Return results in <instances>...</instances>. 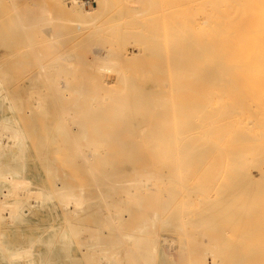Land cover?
Wrapping results in <instances>:
<instances>
[{"label": "bare ground", "instance_id": "1", "mask_svg": "<svg viewBox=\"0 0 264 264\" xmlns=\"http://www.w3.org/2000/svg\"><path fill=\"white\" fill-rule=\"evenodd\" d=\"M30 1L11 0V14L8 9L9 4L8 8L4 7L5 10L1 7L3 4L0 5L3 9L0 8V21L6 17H10V20L12 19L13 21V25L5 29H2V23L0 22V50H4L6 53L9 52V55L13 54L15 57L10 61L8 60L9 63L13 65L19 64L21 56L29 54L31 50L36 51L35 48H41L42 45H45L46 43L41 38H37V35L39 33L44 34L46 30H49L53 39L50 41L48 39V42L52 44V40L55 41V44L53 43L54 48L51 46L53 50L50 49L53 53L49 54V56H53L46 58L44 55L46 59L40 62V58H38L39 60L36 59L38 63L36 64L37 66L35 65L36 68L34 66L35 62L33 63V67L36 70L32 75L30 74L32 72L29 73V78L33 75L46 77L50 84L49 87L51 86L49 90L51 95L46 93V88L48 87L46 84L45 92L42 91V93H45V97H52V94H54L53 97L56 96L58 100L59 96L71 95H69L70 89H72L70 85L72 80L76 79L73 77L75 75L72 76L73 70L72 72L71 70L69 71L68 63L74 58V63L76 62L79 65V69H75L77 72L74 74L78 75V70L79 72L81 71L82 79H84V75L86 77V80L84 79L87 82L86 85L89 83L91 86L93 85L89 81L95 83L104 81V84L107 85V83L110 84L112 78L118 79L117 83H121V86L120 84L118 85L121 88L115 87L117 84L115 80L114 84H116L114 87L117 89H114L111 83L110 85L112 86L109 92L115 95L116 92L114 90H116L117 96L118 94H120L119 96L122 95L119 99L117 97L118 101H122L124 96L126 101L128 99L133 103V105L130 104L132 108H129L131 106L128 104V107L126 104L130 102L127 101L126 103L123 100L126 103L124 105L123 101L120 102L123 106H126L123 108L129 113L127 118H131L130 115L132 116L128 122L129 126L139 128L147 126L148 130L152 131V135H154L148 141L146 147L141 149L144 152H140V154L138 153L140 146L138 148L132 147L130 146L131 142L128 143L129 140H125L126 143L130 144L129 146H127L128 144L126 145L129 151L127 150V153L125 151L124 153L122 152L125 159L123 161L125 171H123L124 169H120L116 173L111 171L110 175L102 173L103 182L98 181L100 178L96 179L93 175L95 179L92 178L94 183H91L95 184L94 186L99 189L97 191L100 194V199L105 207L109 208L108 218L105 222L111 225L108 224L110 229L114 226L116 228L112 229L116 232L118 227L120 228L125 224L124 216L129 213V208H135L140 211L145 207L146 204L143 205L144 202L148 200L146 201L148 203L152 199L153 194L151 199H148V196H146V199L144 195H148L152 185L154 186L155 184L158 193L152 192L157 193L155 196L159 197V199L156 200V197L153 196L154 199L148 203L151 205L150 207L152 209L157 208L156 215L157 213H162L166 216L164 218L169 219L166 222L168 230L169 227L170 229L177 228L184 242L189 238L194 240L192 244L187 245L188 247L184 246L183 243L181 248H178L179 251L177 252H179L178 254L181 257L185 258L186 255L190 254L186 264H264V0H37L38 2L32 0L34 4L36 3L35 7L32 6L33 2ZM35 9H38V12ZM46 26H49V29ZM33 34L36 41L34 38L32 39ZM43 40L46 41L45 39ZM82 48H85V50H81ZM143 50H149L156 55L155 58L159 62L161 61L160 63L158 62L160 65L157 66L158 69L149 71L146 77L147 81H150L151 87L155 84V86H158L156 90L148 89L143 85L137 86L136 82L139 80V76L137 81L135 80L136 78L133 80L134 75L129 71L130 69L128 70L131 60L136 59L138 53ZM81 51L87 54L84 53L83 55L81 53L82 57L77 59L76 53L80 56L79 52ZM4 55L6 56V54ZM9 55L7 57L4 56L3 59H10ZM140 56L138 57L139 60L141 59ZM29 57L31 56L29 55ZM29 57L28 60L23 58L24 61H32L29 60L31 59ZM59 59H62L61 65L57 62ZM6 60L3 63H7L8 61ZM145 60L144 58L143 61ZM149 60L152 61L150 58ZM146 62L148 63V59L143 63L146 64ZM26 63L28 62L24 64ZM4 65L0 66L3 67ZM92 67L105 68L110 70L112 75L110 77L106 76L104 80H101L100 73L92 70ZM150 68L152 67L150 66ZM3 72H0V74L2 73L3 75ZM70 73L72 74L70 75ZM3 77L5 79V74ZM20 78L16 76V80H20ZM2 80L0 77V84L4 82ZM85 81L83 82L85 83ZM97 84L93 85V87L95 86V94L98 93L96 91ZM104 84L102 85L104 86ZM102 85H99L100 88L103 87ZM108 87L106 89H109ZM2 90L5 94L6 90L3 87ZM104 91L105 88H103ZM36 92L38 93V91ZM107 92L108 90H106ZM37 93L34 95V97H37L34 105L45 110L47 107L46 102L42 101ZM98 94L95 97H101ZM107 96L108 99L112 98L108 94L103 99H106ZM50 97H47L48 100H50ZM56 97L54 101H56ZM64 98H61L63 99L62 101H64ZM66 98L70 100L72 96L70 99L69 97ZM74 98L73 103L75 101ZM101 101L104 103L105 100ZM111 102L113 101L110 99L108 103ZM68 105L70 104L68 103ZM68 105L65 106L69 107ZM103 105V107H106L105 104ZM58 108L60 110L59 104ZM64 108L63 112L68 110ZM71 108L74 113L69 111L70 115L71 113L74 115L76 110L77 114L74 115L75 117L72 116L75 118L73 120L75 123L69 122L86 128L85 125L88 123L84 119L89 117L87 111L82 110L81 105L79 107L76 106L77 109ZM128 108L132 109L131 113ZM105 109L107 110V107ZM61 113H58L61 115V117L58 116L60 118L64 114ZM101 113L103 114L102 110ZM94 115L95 113H90V116ZM64 116L67 115L64 114ZM62 119V123L65 122L64 118ZM168 120L170 124H175L170 129L171 133L169 135L162 136L160 128L163 125V121L166 122ZM65 123V125L69 124L67 119ZM177 123L179 124L177 125ZM73 124L65 126L67 132L69 127L72 126L73 128ZM76 128L77 126H75ZM70 131L68 134H70ZM83 131L84 133L86 132L85 129ZM96 131H98V128L95 129ZM74 132L72 129L71 133L76 137ZM6 134L14 142L25 144L24 133L19 127H16L12 132H6ZM72 138L75 139L73 136ZM76 138L80 139L82 137ZM77 139L73 141L76 143L78 142ZM82 141L84 143V140ZM87 141L90 142V140ZM94 142L96 143V140ZM133 143L135 144V140ZM93 144V142H90V145ZM77 145L79 146L78 143H76V147H78ZM90 145V148H85L94 149ZM98 146L101 147L102 145L98 144ZM4 147L5 144L0 137V150ZM80 147L84 150L82 144ZM81 148L78 151H81ZM95 149L97 150L96 145ZM94 150L85 153L86 155H82L83 153L79 152L82 159L84 157L83 163L87 165L86 167H88V164L92 165L90 161L99 155L98 152L100 151ZM74 155L76 156L75 153ZM74 155L71 154V160L73 158L77 160L76 158L80 156L75 158ZM79 158L81 159V157ZM55 159L54 162H56ZM64 161L65 158L62 163ZM83 166H80V168L82 169ZM95 166L93 167L95 168ZM96 168L101 171L98 167ZM74 173L76 174L77 172ZM129 173H132V180ZM74 175H69V178ZM111 175L115 176L111 178ZM125 175H129V178L127 176L125 178ZM132 176L134 177L132 178ZM129 179L131 180L130 182H128ZM75 180L78 181L79 178ZM2 182H4L5 188L2 190V186H0V224L4 222L11 224L23 220L24 213L28 210L25 208L26 201L32 196L36 199H41L43 203H48L54 198H59L62 204H66L68 207H70L71 203H75L76 212L77 210L80 211L82 207L84 208L83 205L87 201L83 195L77 193V186L74 187L69 184L60 185L57 183L53 188L51 187L52 189L42 188L39 191H33L30 180L17 169L7 172L0 170V184ZM103 183L108 185L107 189L110 193L112 192L111 195H114L113 197L109 195L110 193L108 196L99 192L103 188L101 187ZM156 189L154 188L153 190L155 191ZM111 197L115 198V200L113 199L114 202H110L109 199ZM151 202L157 207H154ZM115 204L119 205V207L124 206V209L126 208L125 210L122 209L124 215L120 212L116 214L114 210L112 211L111 208ZM119 207H117V210ZM160 208L164 212L160 210L159 212L158 209ZM135 209H132V211ZM146 209L147 206L144 210L142 209L145 212L139 213L144 215L140 216L142 221L146 216L143 222L139 215L136 218L140 219L138 223L141 225L137 224L140 228L136 227L139 230L144 228L145 224L143 225L142 223H145L146 218L149 219L145 215ZM166 209L171 210V212L173 210V214L170 211L165 212ZM125 211L128 212L125 213ZM132 211L130 212L131 214ZM166 213H169L170 215L168 216L171 218H167ZM131 214L130 217L133 219L134 211L132 216ZM128 218L126 220H130ZM157 220V218L154 219L152 223L149 219V223L151 222L150 224L156 226ZM146 223L148 227L146 230H148L152 225L148 223V220ZM165 230L167 229L163 231ZM131 231L133 233V230ZM127 232L128 234L118 232V236L115 235L117 232L113 233L115 237L110 234L115 239V242L117 237L121 240L118 243L122 244V246L125 245L124 249L117 242L116 244L118 245L114 246L115 242L113 240V245L109 243L110 239L108 241L109 246H101L100 235L92 236L96 240L90 244L91 253L88 258L97 256L99 251V261L93 257L99 264H139L137 262L139 258L142 264H152L151 255L149 256L148 254L147 256L146 251V255L142 254L139 248L142 245L139 244V247L137 245L141 238L146 236L144 232L142 234L145 236L141 237L139 235L141 238L138 239L134 234ZM136 232L138 233V231ZM157 233H160V231ZM126 234L132 239L128 238L129 236ZM155 235L158 234L155 233ZM122 236L124 238L127 236L126 239H131L132 244L136 242V244L134 243L135 247L133 248L131 245V248V243L127 244L124 242L123 240L126 239H123ZM68 237L66 230L63 229L62 238L67 239ZM133 237L135 241H133ZM143 239L145 241V238ZM143 239L142 242H144ZM153 239L158 242V238ZM169 239L170 242L172 238ZM1 241L2 232L0 231ZM167 242L168 238L167 241L164 238V244ZM86 243L88 244V242ZM146 243L149 242L144 244ZM169 246L171 245L169 244ZM3 249L9 259L18 254L24 256V258L27 257V259L30 257L29 260H31L29 249H21L17 253L11 252L5 245ZM169 249L168 253L170 252ZM94 250L95 252L97 251V254ZM122 251L126 261H123L124 257L120 256ZM160 251L162 252V249ZM120 252L121 254H119ZM210 253L213 255L212 262L208 256ZM172 254L168 255L173 256ZM167 262H170L168 264L173 263V261L172 263L171 261Z\"/></svg>", "mask_w": 264, "mask_h": 264}, {"label": "rangeland", "instance_id": "2", "mask_svg": "<svg viewBox=\"0 0 264 264\" xmlns=\"http://www.w3.org/2000/svg\"><path fill=\"white\" fill-rule=\"evenodd\" d=\"M33 1H35V0H33ZM33 1L31 0L30 2H33ZM35 2H38V1L36 0ZM0 3H1L0 5L3 4L1 7L4 10H5L4 7L8 8V4H9L8 9H9V13L11 14V11H12L11 0H0ZM5 3H7V4H5ZM34 5L36 6V3L34 4V2H33L32 6L35 7ZM119 5H121V4H119ZM37 10L38 9H35L36 12H38ZM0 22L2 23L1 24L2 29L11 27L13 25V21H12V19L10 20V17L3 18ZM46 27L48 28L49 26H46ZM147 29H145V30H147ZM47 31H49V30H46V32L44 34H42V33L38 34L37 33L38 34L37 38H39V39L41 38V40L43 42H45L46 44L43 43L45 45H42L43 47L41 46V48H37L38 50L35 48L36 51L31 50V52H29V54L23 55L24 57L21 56V60L19 61V64H16V65L14 64L15 66L13 64L9 63V61L14 57V55L12 53H10L12 55H9L8 54L9 52L6 53L4 50H0V60H2V61H0L1 62L0 65H2V64L4 65L6 63V62L3 63V61H5V59H7L6 61L9 60L6 63V65H4L5 67L0 66L1 67L0 72H3V70H4L3 75L5 74V79L2 75V73L0 74V77L3 79L2 81H4V82H2V84H0V89H1L0 90V133L2 132L0 134V137L2 138V141L5 144V147L0 150V170L4 171V172H7V171L13 170V169H17V170L21 171L23 173V175L30 180V182H31L30 185H31V188L33 191H39L42 188L43 189H52L54 187V185H56L57 183L60 185L69 184V185H72L74 187L77 186V188H78V189L76 188V191L78 190L77 193L83 195L86 198L87 204L85 203L83 205L84 208L82 207V209L80 211L77 210V212H76L75 203L74 204L71 203L73 205L70 204V207H68L66 204L63 205L59 198H54L53 200L49 201L48 203H43V201L41 199H39V198L36 199L34 196L29 198L26 201V205H25L26 206L25 208H27L28 210L24 213L23 220H19L15 223H11V224L5 223V222L0 224V231L2 232V241L0 242L1 243L0 244V264H25V263L26 264H28V263L29 264H99V263H97L99 261V258H98L99 257L98 255H100L99 251L97 254L96 253L97 251L95 252V250H94V252L97 254V256L95 255L96 257L92 256L91 258H88L90 256V253H91L90 244L94 240H96V238L92 237V236H96V234H99L101 246L106 247V246H109V243L112 244V242L115 240L113 238V237H115V235L119 234L120 232L128 234L127 231H129V234H130L132 232L131 230H133V233H131V234H134L135 237L137 236V239L146 235L145 237H143V238H145V241L143 238H141V241H139L140 239L137 240V241H139V243L137 245H138V247L140 246L139 244L142 245L139 247L140 252L142 254H144V255L147 254V256H148V254H149V256L151 255L152 264H168V263H170L167 261H171V263L173 261L172 264H186L187 261L189 260L190 254L186 255L185 258H183L178 254L179 252H177V251H179V249L181 248L183 243H184L183 244L184 246L186 245V247H188L187 245L192 244L194 240L189 238V239H187V241L184 242L183 237L177 228L176 229H173V228L170 229V227H169V230H168V226L166 225V222L169 221V219L164 218L166 216H164V214H162V213H157V215H156L155 212H156L157 208L152 209V207H150L151 205L148 203H150V201L152 199H154L153 196H155L158 193L157 192L158 189H156L155 184H154V186L152 185L149 193L152 191L157 192V193L155 194L152 192L151 194L148 193V195L145 194L144 196L146 199H147L146 196H148V199H151V195L152 194L153 195H152V199L148 203H146V201H148V200L145 199L146 201L144 202L143 205L146 204V206H147V209H146L147 212L145 213V215L148 216L150 221L153 218L158 219L157 222L155 223L156 226L155 225L153 226L152 224H150L151 222L153 223L154 219H153V221H151L149 223V219L146 218V221L148 220V223L150 225H152V227L150 226L149 229L146 230L148 227H147V225H146L147 223L145 221V223H142V224L143 225L145 224L146 228H145V225L144 226L142 225L144 228H142L140 230L137 229V228H140L137 225V224H140V223H138V222H140L139 218H141L142 217L141 215H143V214H139V213H141L146 208V206L143 208L141 207L143 210L141 209L140 211L139 210L137 211L135 208H129L130 209L129 213L125 214V216H124V220L126 222H125V224H123L122 227L117 228V230H116L117 233L114 232V230L112 229V228L115 229L116 227L112 226V228L110 229V227H109L110 224L108 223L109 224L108 225L105 222L108 218L107 216L109 213V211H108L109 208L105 207L104 203L100 199V197H99L100 194L97 191L99 189H97L94 186L95 184H93L94 179L100 178L101 180L98 179V181L103 182L102 177H103L104 173H105L104 175H110L111 171L113 173H116L117 171L119 172L120 169H124L123 171H125V167H124L125 164L123 162L125 159L123 157V153H124V151L127 153L128 149H127L126 145L129 142H131L130 143L131 145L128 144L127 146L130 145L132 147H137V148H138V146H140V150H141L143 147L144 148L146 147L148 141L150 139H152L154 137V135H152V131L148 130L147 126H142L141 128L135 127V126H133V127L129 126L130 124L128 122H129V119L132 118V116L130 115L131 118H127L129 113H128V111H126L125 108H123V107H126L123 105L125 102L127 103V101L130 102L127 104L125 103L128 107L130 104L133 105V103L128 99L126 101L124 96H123V98H124L123 100H125V102L122 99H120V100H122L123 102L118 101L117 97L119 99V97L121 98L122 95L119 96L120 94H118V96H117L116 90H114L116 92L115 95L110 94V92H109L110 87L112 85H113L112 87L114 89H117L118 87L121 86V83H117L118 79L112 78V80L110 81V84L112 83V85H110L108 83H107V85H105L104 81L96 82V83L89 81L93 85H96L98 83L97 84L98 86H96V91H98V93L102 97V98L101 97H98V98L101 100H105L103 103L101 100H99L97 97H95L98 94V93L95 94V86L94 87H93V85L91 86L90 83L86 85L87 82L85 81L86 80L85 75L83 77L85 79L84 80V79H82V76L80 74L81 71L79 72V70H78V75L74 74L77 72V70L75 71V69H79V65L76 62L74 63V61H75L74 58L72 59V61H70L68 63L69 64L68 69H69V71L71 70V72L73 70L74 73L73 74L70 73V75L72 74V76L73 75L77 76V77H75V76H73V77L76 80H78V82H76V80H72V82H71V79H70V82H71L70 86L72 89H70L71 91H70L69 95L70 94L71 95L70 96L65 95L62 97L59 96L58 97L59 101L57 100L56 96L53 97L54 94H52L53 98L50 96L45 97V93H42V91L45 92L44 89L47 87L46 84L48 85V87H47L48 90L46 88V93H47V95H51V92H49L51 86L49 87L50 84H49L48 80L46 79V77L44 78L42 76L33 75L29 78V75L30 74L32 75L33 72L36 70L35 69L37 66L36 64H38L36 59L39 60L38 58H40L41 60H39V62L44 61L49 56V54L53 53L51 51V50H53V49H51V46H52V48H54L55 41L52 40L54 44L53 43L51 44V42H48V39L50 41L51 39H53V37L51 36V31H49V32H47ZM147 31H149V30H147ZM48 35H50V36H48ZM34 36L35 35L33 34L32 39L34 38V40H35L36 38ZM46 37H48V38H46ZM43 39H45L46 41H44ZM38 41H40V40H38ZM81 50H85V48H82ZM79 53H80V56L78 55V53H76L77 59H79V57H82V54L84 55V53H86V52L82 53V51H81ZM140 53H142L143 55ZM140 53H138V57L141 55L140 56L141 59L139 60V58L137 56H136V59L134 58L135 60L132 59L130 65L128 66L129 67L128 70L130 69L129 71L133 73V75H134L133 80L135 78H136L135 79L136 81L139 79L136 82L137 86L143 85L148 89L152 88V89L156 90L158 86H155L156 85L155 84L153 87H151V85L149 83L150 81L148 82L147 81L148 79L146 77L149 74V71H155L156 69H158L157 66H160L158 64L159 61L157 58H155L156 55L152 54L149 50H143ZM4 54H6V56ZM7 55H9L10 59H8V58L3 59V57L4 56L7 57ZM29 55L31 57H29ZM44 55L46 58H44ZM19 56H17V57H19ZM50 56H53V55H50ZM50 56H49V58H50ZM142 56L146 60L148 59V63L150 62L151 64L150 63L148 64L146 62V64H147L146 65L145 63H143L146 60L143 61L144 58ZM28 57L31 58L29 60H32V61H24V59L28 60ZM42 57H43V59H42ZM149 58L152 61H150ZM22 59H23V61H22ZM23 62L24 63L28 62V63L24 64ZM34 62H35L34 66L36 65L35 68L33 67ZM57 62H59V64L61 65L62 59H59V61H57ZM29 63H30V65H28ZM18 65L19 66L22 65L21 66L22 69L20 68L21 70L18 69V67H19ZM24 65H26L27 67ZM148 65H149V67H148ZM150 66L152 68H150ZM153 66H154V68H153ZM143 67H145V68L143 69ZM29 68H31V69H29ZM32 69H34V70L31 71ZM91 69L100 73L101 80H104V78L106 76L110 77V75H112V72L110 70L105 69V68L101 69L100 67H92ZM139 70H140V72H139ZM30 72H32V73H30ZM17 74H19V75H17ZM27 74H28V76H27ZM16 76L19 78L21 77L22 79L20 78V80L19 79L16 80ZM138 76H139V78L137 79ZM141 76H142V78H140ZM10 80H11V82H10ZM21 80H23V81L21 82ZM80 80H82V81H80ZM87 80H88V78H87ZM115 80L117 83V84L115 83L116 86L114 84ZM19 81H20V83H18ZM83 81H85V83ZM46 82H48V83H46ZM147 82H148V84H147ZM153 82H154V78H153ZM72 83H73V85H72ZM99 83L104 84L105 87ZM141 83H143V84H141ZM119 84H120V86H118ZM75 85L77 88L75 87ZM77 85H79V86H77ZM85 85H86V87H85ZM99 85H102L103 87L100 88ZM107 86H109L108 87L109 89H106ZM114 86L117 88H115ZM2 87L4 90H6L5 94H4V91L2 90ZM73 87H75V88H73ZM78 88H82V89H84V91H82V89L78 90ZM97 88H99L100 90L102 89L101 90L102 94H101L100 90ZM103 88H105L104 92L106 95L109 94V97L111 95L112 98H110V99L113 102L108 103V101L110 102V99H108V96L106 98L107 102H106V99H103L106 96L103 92ZM93 89H94V91H93ZM85 90H86V92H85ZM89 90H90V92H89ZM106 90H108V92H107L108 94L106 93ZM36 91H38V93ZM35 92L41 97L42 101L46 102L47 107L45 110H42L41 108H38V107H36V105H34V103L36 101L35 98H37V97H34V95L36 94ZM48 92H49V94H48ZM33 93H35V94H33ZM40 93H42L41 94L42 96L40 95ZM111 93H113V92L111 91ZM99 94H98V96H99ZM103 95H105V96L103 97ZM29 96H30V99H29ZM71 96H72V99H70ZM73 96L76 98H74ZM33 97H34V99H33ZM47 97H50L49 98L50 100H48ZM55 97H56L55 100L57 102L54 101ZM63 97H65L64 101H62L63 99H61ZM66 97H69L70 100H67ZM73 98L75 100L74 103H73ZM97 99L99 100V102ZM100 101H101L102 105L100 104ZM58 102L62 103V105H60V103H58ZM70 102L73 104H71ZM120 102H122L123 105ZM68 103L70 105H68ZM58 104H59V107H60V110L62 113L60 112V110L58 108ZM64 104L66 106L68 105L70 108L66 107ZM103 104H105V105L107 104L106 105L107 110L105 109L106 107H103L104 106ZM80 105L82 107V110H85V112L87 111V114H89L88 115L89 117H85L86 119H84V121H87L88 124L85 125L86 128H83L77 124L74 125L72 123L73 128H72V126L69 127V130L67 132V130L65 129V126L67 127V126L72 125L70 122H74L73 120H75V118H73V117H75L74 115L77 114V112H76L77 110L75 111V109H77L76 106L79 107ZM93 105H94V107H93ZM61 107H63V108L65 107L64 109H68V110H66V111L64 110V112H63V108L61 109ZM71 107L75 108L74 109V111H75L74 115H73L74 112H73V110H71L72 109ZM129 108H132V106ZM101 110L103 111V114L101 113ZM69 111L73 112V113H71V115H70ZM131 111H132V109L129 112L131 113ZM58 113H61V114L64 113L65 115H67L68 117L64 116V114H63L62 118H64L65 122L67 119V121L70 125L69 124L65 125L66 124L65 122L62 123L63 119L60 118L61 115ZM68 113L71 117L72 116L73 117L71 118L68 115ZM90 113H95V115L90 116ZM58 116H60V117H58ZM107 116H109V117H107ZM57 117L60 119H58ZM69 117L71 118V120ZM117 119H119V120H117ZM169 120L166 122L163 121V125L160 128L162 130V133H161L162 136L169 135L171 133L170 129L173 128V126L175 124V123L170 124ZM124 122H125V126L128 125L129 127H125ZM178 124L179 123H177V125ZM75 126H77L76 129H75ZM16 127H19L23 131L24 136H25V138H24L25 144H23L21 142L16 143V142H14V140L12 138L7 136L6 132H12ZM4 128H6V129H4ZM71 128L73 129V132L75 131L74 133H75L76 137H79V138L82 137V138L77 139L74 136V134L71 133V131H72ZM96 128H98V131L95 132ZM84 129L86 130L85 133L83 131ZM69 131H70V134H68ZM4 134H5V136H4ZM69 135H71V136H69ZM72 136L75 139H77L78 142H76V143L79 144V146L77 145L78 147H76V143L74 142L75 139H73ZM89 137H90V139H89ZM124 137H126V138H124ZM58 138H59V140H58ZM133 138L135 140V144L133 143L134 142V140H132ZM81 139L84 140V143ZM87 140H90L91 143L93 142L96 145L97 150H99L101 147L103 149L101 148L99 150L100 152H98L95 149V145L94 144L90 145V142H88ZM93 140L94 141L96 140V143ZM119 140H121V141H119ZM125 140L126 141L129 140L128 143H126ZM85 141L91 146V148L95 149V150L94 149H91V150L97 151L99 153V155L96 157L97 160L98 159L99 160L97 161L96 158H93L90 161V164H92V165L88 164V167H86L87 165H85L83 163L84 157L82 159V156L79 153V152H82L83 153L82 155H86L85 153L92 152L90 149H88L90 147ZM114 141H117V142H114ZM100 142H102V143H100ZM97 143L99 145L101 144L102 146L99 147ZM81 144H82V147L84 148V150H82V148L80 147ZM45 145H47V146H45ZM123 145H124V147H123ZM85 147H88V148H85ZM98 147H99V149H98ZM125 147H126V149H125ZM6 148H7V150H6ZM51 148H53V149H51ZM80 148H81V151H78V149L80 150ZM86 150H87V152H86ZM140 150L138 151L139 154H140V152L141 153L144 152V150H143V152H142V150L141 151ZM76 151L79 153L80 156L77 155L78 153ZM97 152H94V153H97ZM108 152H109V154H108ZM74 153L76 154L77 157L78 156L81 157V159L79 157L76 158ZM71 154L74 155L77 160H75L73 158L74 156L72 157L73 159L71 160L70 159ZM102 154H103V156H102ZM120 154H122V155L119 156ZM53 156H54V158H53ZM64 158H65V161H67L66 163H65V161H64V163H62ZM54 159L56 162H54ZM94 160H96V161H94ZM119 161H120V163H119ZM59 163H60V165H59ZM80 164L84 165L82 169L80 168V166L82 167V165H80ZM95 164H96V166H95ZM74 165H75V167H74ZM69 166L72 167L70 170H69V168H70ZM76 166H78V167H76ZM90 166H92V167H90ZM93 166H95V168ZM136 166H138V165H136ZM84 167H86V168H84ZM96 167L101 169V171L97 170ZM83 170H84L85 174H84ZM86 170L91 171V173H89V171H86ZM97 171H98V173H97ZM123 171H122V173H123ZM50 172H52V173L50 174ZM69 172H70V174H69ZM72 172H73V174H72ZM74 172H77V173L75 174ZM69 175L70 176L74 175V176L71 177L72 178L71 179V178H69L70 177ZM86 175H88V176H86ZM93 175L95 178L93 177ZM131 175H132V173L130 174V179H131ZM114 176L111 175L110 177L113 178ZM126 176L128 177L129 175H125V178H127ZM133 177L134 176H132V178ZM77 178H79L80 181L79 180L76 181L75 179H77ZM92 178H94V179H92ZM130 179L128 182H130L132 180V179L131 180ZM70 181H72V182L69 183ZM77 182H79V183H77ZM91 182H93V183H91ZM83 183L85 184V186L86 185L87 186L85 187ZM106 185H104V183H103V186H101V187H103L102 190L99 191L101 194L108 195L110 193L107 189L108 185L107 186ZM0 186H2L1 189L4 190V188H5L4 182H2L0 184ZM79 188H81V189H79ZM82 188L85 190H83ZM154 188L156 189L155 191L153 190ZM97 193H98V195H97ZM111 194H112V192L109 195H111ZM161 195H164V194H161ZM111 196L113 197L114 195H111ZM91 197H93V198H91ZM112 197L109 199L110 202H112V201L114 202V200H115V198H112ZM155 197H156L155 198L156 200L159 199V197H157V196H155ZM160 197H162V196H160ZM93 199H94V201H92ZM156 200H155V202H157ZM88 202H93L95 204H93V203L89 204ZM152 203L153 202H151V204ZM115 205L113 206V208H111L112 211L114 210V213L117 214L118 212H120L122 215H124L123 210H125L126 208L124 209V206H122V205H121L122 207H119V205H116L117 207H119L117 210V207ZM154 207H157V206L155 205ZM104 208H105V211H104ZM119 209H120V211H119ZM132 209L136 210V211L133 210L134 214H133ZM151 209L154 210L153 212L155 214L152 212ZM159 210L161 211V208L158 209V211ZM71 211L72 212L74 211V212L72 213ZM131 211H132V214L134 215L133 219H135V220L131 219L132 217H130ZM166 211L167 212L170 211V213L173 214V210L171 212V210L166 209L165 212ZM126 212H128V211H125V213ZM143 212H145V211H143ZM74 214H76V215H74ZM132 214H131V216H132ZM126 215H128V216H126ZM138 215H139V218L136 219L138 217ZM153 215H155L156 218H155V216L153 217ZM168 215H170V214L169 213L167 214V218L170 217ZM85 217H86V219H85ZM145 217L143 218V221L145 220ZM127 218L130 220H126ZM141 221H142V218H141ZM158 222H160V223L158 224ZM123 223H124V221H123ZM160 224H163V225H160ZM120 225H122V224H120ZM127 227H128V229H127ZM162 227L164 229H167V230L163 231L164 229L162 230ZM63 229L66 230V233L69 236L67 239L62 238ZM111 230H113V231H111ZM145 230L147 233L145 232ZM150 230H153V231H150ZM135 231H138V233L136 232L138 235L135 233ZM159 231H160V233H157ZM143 232L145 235L142 234ZM102 233H103V235H102ZM113 233H116V234L114 235ZM155 233L158 235H155ZM110 234H113L112 235L113 237L110 236ZM139 235L141 237H139ZM90 236H91V238H90ZM127 236H129V235H127ZM126 237L125 238L123 237V239H126ZM149 237H151V238L149 239ZM152 237L155 239L158 238L157 239L158 242H156ZM128 238L132 239V237H130V236ZM128 238L126 239L128 241L123 240L122 238L121 239L124 242H126L127 244L131 243L130 247L132 248V246H133V248H134L136 242H134L135 244L134 243L132 244V240L131 239L129 240ZM164 238L166 241L168 238V242H167L168 244L165 243L166 245L164 244ZM169 238H172L170 242H169V240H170ZM109 239H110V242L108 243ZM117 239H116L117 243H118V241L119 242L121 241V240H119L118 237H117ZM133 239H134L133 241H135L134 237H133ZM142 239L144 242H142ZM149 240H151V241H149ZM172 240H173V242H172ZM86 242H88V244ZM116 242H115V244L113 243L114 246H117L118 244L120 245V243L116 244ZM124 242H122V243H124ZM145 242H149V243L144 244ZM155 242H156V245H155ZM171 242L173 245L171 244ZM169 244L171 246H169ZM4 245L6 247H8L9 250L13 253H17L21 249H29L31 260H29L30 257H28V259H27V257L24 258V256H21L18 254H16V256H14L12 259L7 258L8 255L3 249ZM120 246L123 249L126 247L125 245L122 246V244ZM145 246H146V248H144ZM169 247H170V249H169ZM154 248H157V249H154ZM160 249H162V252L160 251ZM168 249L173 254L170 252L168 253ZM145 251H146V254H145ZM155 251L157 254L155 253ZM119 254H121V252ZM168 254H172L173 256L168 255ZM120 256L124 257L123 251H122V255H120ZM208 256L210 257V261L212 262L213 261V259H212L213 255L210 253ZM93 257L95 258V260H98V261H95ZM123 257H121V258H123ZM96 258H98V259H96ZM139 260H140V258L137 260V262L139 264H142V263H140ZM123 261H126L125 257H124Z\"/></svg>", "mask_w": 264, "mask_h": 264}]
</instances>
